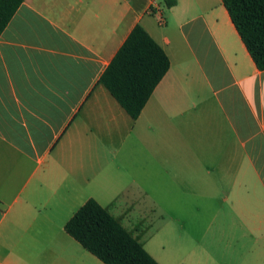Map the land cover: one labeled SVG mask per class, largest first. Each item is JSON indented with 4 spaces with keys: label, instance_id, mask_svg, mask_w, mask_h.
<instances>
[{
    "label": "crops",
    "instance_id": "crops-1",
    "mask_svg": "<svg viewBox=\"0 0 264 264\" xmlns=\"http://www.w3.org/2000/svg\"><path fill=\"white\" fill-rule=\"evenodd\" d=\"M163 1L23 0L3 29L0 264H103L64 225L151 190L221 201L241 227L222 264H264V71L220 0ZM136 25L169 68L133 120L99 80Z\"/></svg>",
    "mask_w": 264,
    "mask_h": 264
},
{
    "label": "trees",
    "instance_id": "trees-1",
    "mask_svg": "<svg viewBox=\"0 0 264 264\" xmlns=\"http://www.w3.org/2000/svg\"><path fill=\"white\" fill-rule=\"evenodd\" d=\"M23 0H0V34ZM231 24L259 71H264V0H220ZM164 6L175 0H164ZM169 68L161 47L136 25L99 83L135 120ZM64 231L103 264H159L94 199H88L64 225Z\"/></svg>",
    "mask_w": 264,
    "mask_h": 264
},
{
    "label": "rangeland",
    "instance_id": "rangeland-1",
    "mask_svg": "<svg viewBox=\"0 0 264 264\" xmlns=\"http://www.w3.org/2000/svg\"><path fill=\"white\" fill-rule=\"evenodd\" d=\"M94 197L109 213L119 217L159 264H189L191 252L200 263L207 254V264H222L227 253L241 255L236 243L227 242L241 234L238 218L221 201L212 204L208 199L168 192L157 194L154 190L148 195L115 199L109 195ZM127 198L135 203L127 204ZM251 245L250 242L247 247Z\"/></svg>",
    "mask_w": 264,
    "mask_h": 264
},
{
    "label": "built area",
    "instance_id": "built-area-1",
    "mask_svg": "<svg viewBox=\"0 0 264 264\" xmlns=\"http://www.w3.org/2000/svg\"><path fill=\"white\" fill-rule=\"evenodd\" d=\"M157 21H158L159 24H161V25L163 24V19H162L160 14L158 15V20Z\"/></svg>",
    "mask_w": 264,
    "mask_h": 264
}]
</instances>
